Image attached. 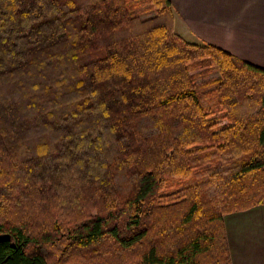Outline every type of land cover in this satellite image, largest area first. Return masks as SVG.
<instances>
[{
    "label": "trees",
    "instance_id": "trees-1",
    "mask_svg": "<svg viewBox=\"0 0 264 264\" xmlns=\"http://www.w3.org/2000/svg\"><path fill=\"white\" fill-rule=\"evenodd\" d=\"M170 0H0V264H231L264 205V69Z\"/></svg>",
    "mask_w": 264,
    "mask_h": 264
},
{
    "label": "crops",
    "instance_id": "crops-1",
    "mask_svg": "<svg viewBox=\"0 0 264 264\" xmlns=\"http://www.w3.org/2000/svg\"><path fill=\"white\" fill-rule=\"evenodd\" d=\"M174 28L264 69V0H170ZM231 264H264V205L225 218Z\"/></svg>",
    "mask_w": 264,
    "mask_h": 264
},
{
    "label": "rangeland",
    "instance_id": "rangeland-1",
    "mask_svg": "<svg viewBox=\"0 0 264 264\" xmlns=\"http://www.w3.org/2000/svg\"><path fill=\"white\" fill-rule=\"evenodd\" d=\"M175 32L178 34L179 33V30L177 29H175ZM186 40L187 41H189V42H194V43H197V42H200L199 40H192V39H190V38H186ZM4 236L3 235H0V239H2Z\"/></svg>",
    "mask_w": 264,
    "mask_h": 264
}]
</instances>
